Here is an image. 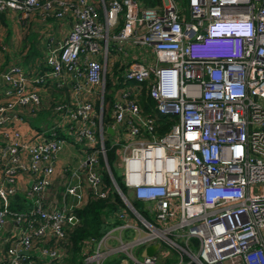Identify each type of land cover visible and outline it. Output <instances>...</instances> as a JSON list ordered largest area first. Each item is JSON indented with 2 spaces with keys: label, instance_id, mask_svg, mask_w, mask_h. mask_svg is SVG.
<instances>
[{
  "label": "built area",
  "instance_id": "1",
  "mask_svg": "<svg viewBox=\"0 0 264 264\" xmlns=\"http://www.w3.org/2000/svg\"><path fill=\"white\" fill-rule=\"evenodd\" d=\"M8 10L23 18L73 15L65 40L47 49V71L30 76L11 65L0 94L4 127L13 113L22 121L19 109L41 107L36 86L69 77L70 103L55 111L57 127L84 150L78 166L65 169L63 197H73V207L86 203L84 188L95 198L108 195L99 159L110 175L103 126L110 43L120 50L144 46L155 57L152 64L129 65L112 93L110 147L126 191L110 178L125 207L115 213L118 225L84 241V264L110 256L122 264H157L158 257L164 264H264V0H163L161 13L138 0H0V14ZM144 87L153 113L140 107ZM160 116L173 117L163 134ZM55 132L25 141L3 129L0 264H64L61 243L77 218L67 204L43 202L63 174L55 168L63 144ZM24 173L31 177L32 206L11 209ZM152 244H158L154 254L143 255Z\"/></svg>",
  "mask_w": 264,
  "mask_h": 264
},
{
  "label": "crops",
  "instance_id": "2",
  "mask_svg": "<svg viewBox=\"0 0 264 264\" xmlns=\"http://www.w3.org/2000/svg\"><path fill=\"white\" fill-rule=\"evenodd\" d=\"M163 0H161L162 6ZM161 6L155 7L158 13H161ZM73 22V15L68 13L65 18L58 19L54 16H48L43 19L38 13L30 15L28 18H23L18 12L5 11L0 14V94L6 88L3 79L4 71L11 65H19L30 76H39L47 71L45 65V55L49 46H54L62 43ZM120 21L118 27L111 32H116L121 26ZM117 43H110L109 56V75L117 76L118 80L111 81L112 93L122 84L121 75L134 63L152 64L155 61L154 55L148 48L144 52L137 51L136 46L132 44H125L128 51H124V46L120 49L116 47ZM113 46V48H112ZM69 77L65 75L59 79L48 78L43 85L36 86L42 99V105L35 112H28L26 109H19L17 115L22 117V121L18 120L14 113L11 116L9 125L0 127V148L5 141L3 129L7 131H18L22 134V139L25 141H32L34 138L43 133V136H51V132L56 133V137L63 140V144L57 156L55 163L56 171L63 173L61 176L54 177L53 184L50 189L44 193V204L52 203L56 206L67 204L73 207L75 199L71 196L63 197L65 185L69 179V169L77 167L80 159L84 157V150L71 141L69 136L65 133L62 126L58 128L59 114L55 111L57 105L69 104L71 100V86L69 84ZM145 86V85H144ZM146 90V89H145ZM142 93V92H141ZM105 96V92H104ZM139 98V97H138ZM4 101V97H2ZM99 111V110H98ZM112 123V122H111ZM110 123V124H111ZM109 124V125H110ZM104 126L106 139L113 133H108ZM52 128L54 130H52ZM66 128V127H65ZM11 133V132H8ZM114 137V136H113ZM115 138V137H114ZM110 141V140H109ZM24 156H27L24 153ZM65 169L67 171H65ZM0 176H2L0 165ZM75 180V178L73 179ZM79 180H82V176ZM31 185V177L29 174H20L18 176V189L14 195L10 197V205L32 206V198L28 194ZM86 202L89 198L87 190L84 188ZM75 206V205H74ZM15 208V207H14ZM8 232L3 235L6 236ZM122 264V263H120Z\"/></svg>",
  "mask_w": 264,
  "mask_h": 264
},
{
  "label": "trees",
  "instance_id": "3",
  "mask_svg": "<svg viewBox=\"0 0 264 264\" xmlns=\"http://www.w3.org/2000/svg\"><path fill=\"white\" fill-rule=\"evenodd\" d=\"M140 5L144 8H155L161 6V0H138ZM183 5L186 7L184 1ZM184 12L187 13V10L184 9ZM102 15V10H100ZM112 84L110 75L106 76V85H105V96L103 102V124L104 126L109 125L112 122L111 118V93ZM139 104L143 112L153 113V108L155 105L154 100L149 96L148 92L145 90V87L142 90V93L139 95ZM96 110H99V105H96ZM171 116L162 117L160 116L161 126L158 128V134H163L169 129V121H173ZM168 121V122H167ZM166 124V125H165ZM106 147V160L110 168V172L121 188L123 192L126 191L125 185L122 181L120 170L116 162V147H110V141L105 140ZM100 165L102 167V178L105 184V188L108 191V195L104 199L95 198L93 195H89V198L86 203L80 207L74 208L71 213L75 215L77 221L66 230V236L61 243V251L66 255L64 258V264H84L82 260V248L83 243L88 238H94L99 240L105 233L119 224V221L115 217L116 211L125 207L123 201L117 192L113 189L112 181L109 173L105 169L104 161L102 157L99 159ZM134 207L147 219L149 216L143 210V205L139 201L134 199L131 200ZM141 205L138 207V205ZM11 209L15 210H27L26 206H15L10 205ZM15 207V208H14ZM120 256H110L108 257L103 264H120Z\"/></svg>",
  "mask_w": 264,
  "mask_h": 264
},
{
  "label": "rangeland",
  "instance_id": "4",
  "mask_svg": "<svg viewBox=\"0 0 264 264\" xmlns=\"http://www.w3.org/2000/svg\"><path fill=\"white\" fill-rule=\"evenodd\" d=\"M134 46H136L135 47V49L137 50V51H140V52H144L145 51V48L146 47H144V46H139V45H134ZM112 48H113V46H112ZM124 51H128V49H127V46H124V50H123V52ZM109 56H110V54H109ZM109 66V65H108ZM109 140H110V142L112 141V142H114L116 139L112 136V135H110L109 136ZM123 140H124V138H123ZM141 205L139 204L138 205V207H140ZM4 239V238H3ZM3 239H0V250L3 248V244H2V241L1 240H3ZM140 251H141V248H137L135 251H134V253H135V255L137 256V257H140ZM169 260H172L171 258H169ZM105 261V260H104ZM156 262H157V264H164L163 263V260L160 258V257H158V259L156 260ZM104 263V262H103ZM166 264H169V262H167Z\"/></svg>",
  "mask_w": 264,
  "mask_h": 264
},
{
  "label": "water",
  "instance_id": "5",
  "mask_svg": "<svg viewBox=\"0 0 264 264\" xmlns=\"http://www.w3.org/2000/svg\"><path fill=\"white\" fill-rule=\"evenodd\" d=\"M106 131L108 132V133H113V130H112V128L111 127H107L106 128ZM112 174H111V172H110V176H111ZM113 177V176H112ZM115 183H116V181H115ZM158 248V244H152V245H149V246H147L145 249H144V251H143V255H145V256H151L152 254H154V252L156 251V249ZM22 253H26V251H22Z\"/></svg>",
  "mask_w": 264,
  "mask_h": 264
},
{
  "label": "bare ground",
  "instance_id": "6",
  "mask_svg": "<svg viewBox=\"0 0 264 264\" xmlns=\"http://www.w3.org/2000/svg\"><path fill=\"white\" fill-rule=\"evenodd\" d=\"M256 255H258L259 256V253L257 252V254Z\"/></svg>",
  "mask_w": 264,
  "mask_h": 264
}]
</instances>
